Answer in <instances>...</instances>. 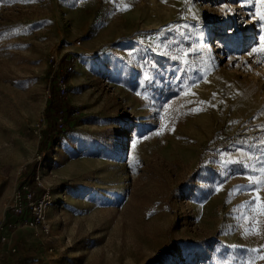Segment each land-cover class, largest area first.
Returning a JSON list of instances; mask_svg holds the SVG:
<instances>
[{
  "label": "rangeland",
  "instance_id": "374dc122",
  "mask_svg": "<svg viewBox=\"0 0 264 264\" xmlns=\"http://www.w3.org/2000/svg\"><path fill=\"white\" fill-rule=\"evenodd\" d=\"M253 49L262 0H0V225L34 170L52 201L0 264H264Z\"/></svg>",
  "mask_w": 264,
  "mask_h": 264
},
{
  "label": "built area",
  "instance_id": "2783aa9c",
  "mask_svg": "<svg viewBox=\"0 0 264 264\" xmlns=\"http://www.w3.org/2000/svg\"><path fill=\"white\" fill-rule=\"evenodd\" d=\"M55 83L58 97L63 98L66 93V80L59 79ZM47 98H50L49 91H47ZM24 169L20 167L17 174L24 175ZM51 205V196L40 175L35 172L27 180L24 177L16 187L8 208L9 220L0 226V246L5 248L17 229L26 228L33 230L36 237L45 239L47 245L51 247L50 242H47L52 234V225L47 216ZM15 251V247L10 248L11 253ZM48 253H52L51 248L48 249Z\"/></svg>",
  "mask_w": 264,
  "mask_h": 264
},
{
  "label": "crops",
  "instance_id": "0c3cea01",
  "mask_svg": "<svg viewBox=\"0 0 264 264\" xmlns=\"http://www.w3.org/2000/svg\"><path fill=\"white\" fill-rule=\"evenodd\" d=\"M6 222H7V220H5V222L1 225H4ZM0 223H2L1 220H0ZM29 234H30V231L26 228L17 229L14 232V235H12L9 244L7 245L8 246L7 248L15 247L16 250L22 252L25 250V247H26L25 244H28L30 246L31 245L34 246L35 242L32 238L29 237ZM27 240H29V241H27Z\"/></svg>",
  "mask_w": 264,
  "mask_h": 264
},
{
  "label": "trees",
  "instance_id": "16d2710c",
  "mask_svg": "<svg viewBox=\"0 0 264 264\" xmlns=\"http://www.w3.org/2000/svg\"><path fill=\"white\" fill-rule=\"evenodd\" d=\"M60 63L66 67H70V72L69 74L71 73V63L70 62H67L65 59H61L60 60ZM61 99V98H60ZM59 99V100H60ZM62 101V100H61ZM52 108L54 109V114L56 117L62 115V107H60L59 105H53L51 104ZM67 112H69L70 110H66ZM55 121V120H54ZM56 126H50L46 132V141H50L52 139V137L54 136V134H56L58 131H60V129H58V126H57V123L55 122ZM57 129V130H56ZM36 170H34V173H35ZM186 188V184H183V186H181L180 190L181 192L184 191ZM187 192H185L184 194H186Z\"/></svg>",
  "mask_w": 264,
  "mask_h": 264
},
{
  "label": "snow or ice",
  "instance_id": "6c2138e0",
  "mask_svg": "<svg viewBox=\"0 0 264 264\" xmlns=\"http://www.w3.org/2000/svg\"><path fill=\"white\" fill-rule=\"evenodd\" d=\"M24 2H27V0H24ZM262 2H264V0H262ZM253 51H264V49H253ZM201 103H203V102H201ZM262 171H264V169H262ZM252 178L251 177H249V180H251ZM261 214H264V206H262L261 207ZM256 251H260L259 249H257ZM260 259H262V260H264V255H261L260 256Z\"/></svg>",
  "mask_w": 264,
  "mask_h": 264
}]
</instances>
